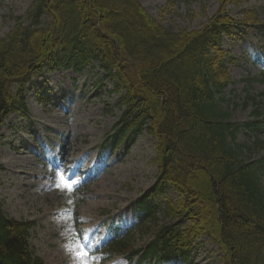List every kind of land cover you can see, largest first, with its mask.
I'll return each mask as SVG.
<instances>
[{
    "label": "trees",
    "instance_id": "obj_1",
    "mask_svg": "<svg viewBox=\"0 0 264 264\" xmlns=\"http://www.w3.org/2000/svg\"><path fill=\"white\" fill-rule=\"evenodd\" d=\"M15 23L0 40V139L12 115L28 114L26 92L34 79L97 63L120 95L116 133L133 138L147 132L156 141L152 198L162 201L145 206L137 226H152L156 237L133 251L130 233L111 228L110 256L193 264L194 249L206 238L222 264H264V158L252 159L263 143H236L242 129L261 125L231 122L222 50L223 38L236 30L264 32L259 13L241 10L234 18L223 5L201 30L173 32L138 0H33ZM35 225L10 218L0 200V264H45L29 242Z\"/></svg>",
    "mask_w": 264,
    "mask_h": 264
},
{
    "label": "rangeland",
    "instance_id": "obj_2",
    "mask_svg": "<svg viewBox=\"0 0 264 264\" xmlns=\"http://www.w3.org/2000/svg\"><path fill=\"white\" fill-rule=\"evenodd\" d=\"M139 1L173 32L201 30L223 5L234 18L241 10L255 11L264 23V0H241L239 8L227 5L231 0ZM31 2L0 0V39L14 28L15 18L25 16ZM232 36L222 45L232 80L225 99L232 122L244 127L257 118L256 111L264 122V32L253 27ZM229 56L235 62L230 67ZM95 68L96 64L79 74L64 70L44 74L27 92L28 116L11 117L3 129L0 198L9 217L36 222L30 244L45 264H129L123 256L106 260L99 246L110 224L128 229L135 223L139 203L155 186V142L142 134L115 143L118 98ZM45 95L47 105L41 103ZM244 129L237 144L260 140L263 150L252 154L254 161L260 160L264 128L259 133ZM97 156L101 159L93 163ZM63 179L73 182L71 191L57 186ZM168 193L174 196L171 190ZM152 202L159 199H147V204ZM79 229L82 238L77 237ZM154 233L153 227L144 233L133 231V248L145 246ZM195 251L193 264H222L218 248L204 238Z\"/></svg>",
    "mask_w": 264,
    "mask_h": 264
},
{
    "label": "snow or ice",
    "instance_id": "obj_3",
    "mask_svg": "<svg viewBox=\"0 0 264 264\" xmlns=\"http://www.w3.org/2000/svg\"><path fill=\"white\" fill-rule=\"evenodd\" d=\"M57 186H58V187L62 186L65 190H67V191H71L72 188H73V182H70V181H68L67 179H63V180L61 181V183H58ZM86 256H87V253L85 252V253L83 254V257H82V258H84V257H86Z\"/></svg>",
    "mask_w": 264,
    "mask_h": 264
}]
</instances>
